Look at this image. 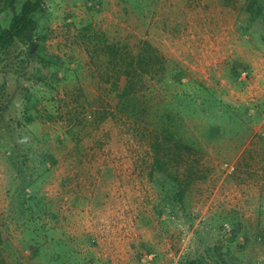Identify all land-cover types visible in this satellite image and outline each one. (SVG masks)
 <instances>
[{"label":"rangeland","instance_id":"374dc122","mask_svg":"<svg viewBox=\"0 0 264 264\" xmlns=\"http://www.w3.org/2000/svg\"><path fill=\"white\" fill-rule=\"evenodd\" d=\"M45 7L0 49V264H264V0Z\"/></svg>","mask_w":264,"mask_h":264},{"label":"trees","instance_id":"16d2710c","mask_svg":"<svg viewBox=\"0 0 264 264\" xmlns=\"http://www.w3.org/2000/svg\"><path fill=\"white\" fill-rule=\"evenodd\" d=\"M13 1V0H8ZM46 0H27L22 5L21 11L18 15L14 16L13 21L11 22L10 26L7 28H3L0 26V49L5 51L6 49H9L13 44H15L16 40L22 39L23 41L27 39L29 33L33 31L35 27V17L34 14L39 10H47L45 7ZM49 19L46 16L45 24L48 25ZM36 38L34 39V43H41L47 38L46 32L44 30H39L36 34ZM113 49V48H112ZM115 49V48H114ZM150 51H147V48H145L144 53L140 54L137 59H130L129 62H123L124 64H128L127 67H132L133 70L135 69H142L147 70L148 66L159 64L156 63L158 60V57L155 55L153 56V53H151V49H148ZM147 53V54H146ZM41 57V56H40ZM38 60L40 63L44 64V71L47 70V58L41 57ZM162 70H155V72H161ZM150 72H153V70ZM136 74V71L134 70V74L131 72V69L128 70V68L120 69L119 70V76H117L113 82V88H117V86L122 82L123 83V92L120 93V104L122 105L125 101V98L130 94L129 92V86L134 87V75ZM57 76V75H56ZM108 81V80H107ZM120 89V87H119ZM121 90V89H120ZM120 105L117 104V107Z\"/></svg>","mask_w":264,"mask_h":264}]
</instances>
